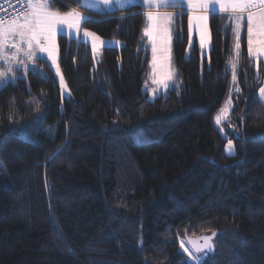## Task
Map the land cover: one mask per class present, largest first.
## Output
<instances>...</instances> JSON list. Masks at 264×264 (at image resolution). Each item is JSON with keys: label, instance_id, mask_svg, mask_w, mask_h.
I'll list each match as a JSON object with an SVG mask.
<instances>
[{"label": "trees", "instance_id": "trees-1", "mask_svg": "<svg viewBox=\"0 0 264 264\" xmlns=\"http://www.w3.org/2000/svg\"><path fill=\"white\" fill-rule=\"evenodd\" d=\"M54 7L83 11L98 21L84 29L122 46L95 64L87 44L59 35L69 98L42 59L0 89V264H192L185 235L215 231L217 250L201 264H264V59L257 66L242 39L224 136L213 116L232 76L227 15H209L208 56L196 42L187 56L188 13L162 8L179 14L172 63L182 86L150 100L147 9Z\"/></svg>", "mask_w": 264, "mask_h": 264}, {"label": "snow or ice", "instance_id": "snow-or-ice-1", "mask_svg": "<svg viewBox=\"0 0 264 264\" xmlns=\"http://www.w3.org/2000/svg\"><path fill=\"white\" fill-rule=\"evenodd\" d=\"M12 0H8L11 4ZM81 6L96 7L104 5L112 8L118 6L122 10L125 6L141 4L149 10L143 13L147 19L144 34L152 45V81L163 88L168 86V81L173 78L170 59L171 24L176 15L170 12H162L159 9L168 7H180L186 9L189 14V28L199 29V43L201 48L208 47L210 41L209 11L213 14L226 13L230 21V30L234 35L235 59L231 63L233 79L235 76L236 62L239 59L241 49V34L246 30L247 51L251 57L259 61L264 57V0H95L89 4L88 0H76ZM25 9L11 17L0 14V62L7 65L5 70H0V79L12 75L15 76L14 68L26 73L29 64L35 62L38 53H46L55 65L57 74L60 73L57 64V32L65 28L70 32L74 30L77 37L81 35V24L93 21L79 11L72 9L62 12L54 7L55 0H24ZM15 7V6H13ZM7 10L4 9V12ZM246 22V23H245ZM82 37L90 40L93 53L104 45V41L94 32L83 30ZM159 53V55H158ZM158 65L166 69L161 78H157ZM62 87H66L64 78L60 75ZM154 93L156 89L152 90ZM259 95L264 98V87L259 89ZM227 109H222L216 117L217 123L226 119ZM228 149L233 151L232 141H228ZM59 153H57L58 155ZM215 235V233L213 234ZM211 238H204V244L191 240L195 252L205 248L212 250L209 242ZM181 248L192 256L196 264L201 261L184 247Z\"/></svg>", "mask_w": 264, "mask_h": 264}, {"label": "rangeland", "instance_id": "rangeland-1", "mask_svg": "<svg viewBox=\"0 0 264 264\" xmlns=\"http://www.w3.org/2000/svg\"><path fill=\"white\" fill-rule=\"evenodd\" d=\"M88 3L89 4H94L95 3V0H88ZM78 5L81 6L80 3H78ZM135 6H139V7H142L144 9H147V11L149 10L148 8H146L145 6H142L139 3L136 4ZM81 7H83L84 9H87V10H94V11H98V12H102V13H111V12H114V11H117L118 10V6H115V5H113L112 8H108V7L104 6V5H100L99 8H96V7L90 8V7H86V6H81ZM129 7H133V6H125L123 9L129 8ZM76 10L79 11L80 13H82L84 16L88 17L87 14L84 13L83 11H80L78 9H76ZM184 10H186V9H184ZM210 14H213L212 11H209L208 15H210ZM221 14L227 15L226 13H221ZM173 23H174V19H173V22L171 24V27H172ZM225 23L226 24H230L229 19H227V22H225ZM82 24H83V22H82ZM82 24H81V35H80V37H77L76 36L74 30L70 32L68 29L65 28L63 31L58 30V32H57V38H58L59 35H64L68 39H74V40L81 41V42L87 44L89 46L91 52H92L93 60H94V63L95 64H99V63L102 62V51H103V49L105 47H108V48H120L122 46V43L120 41L116 40V39L107 40V39H103V38L100 37L102 39V41H104V45L100 49H98L95 53H93L92 48H91V44H90V40H85L82 37V33H83V30H84V28L82 27ZM146 26H147V19H146V16H145L144 28ZM208 26H209V21H208ZM144 28H143V31H142V36H143V39H144V42H145V46H146V48L150 52V63H149L150 72L148 74L147 82H145L143 84L142 91H143V93H147L148 94V97H149L150 100H154V99H157L159 97H165L168 94V92L170 90H172V89H178V88H180L182 86V83L180 82V79L177 77L178 76V73L176 72V70H175V68L173 66V63H172V39H173L172 32H171V41H170V59H171V68H172V71H173V78L170 81H168V86L166 88H163L160 85L153 83V81H152V73H153V68H152V51H151L152 45L149 42L148 37H146L145 34H144ZM188 34H189V37H188V45H187L186 55L188 56V54H189V52H190V50H191V48L193 46V43L196 42L197 43V46H198V48H199V50L201 52V56H203V57L206 56L207 57L208 54H209V51L211 50V46H212L211 35H210V41L208 43V47L201 48L200 43H199V29L198 28H193L190 31V28H189V14H188ZM243 38H245V40H246V30H245V32H242V34H241V41H242ZM246 47H247V43H246ZM241 52H242V42H241L240 55H241ZM247 53H248V51H247ZM158 55H159V53H158ZM240 55H239L238 61L236 62V67H235V76H236V79L234 80L233 79V74H232V71H231V63L235 59L234 35H233V31H232V37H231V57H230V60H229V62L227 64L229 70L231 71L232 76H231V80H230V83H229L227 92L225 94V98H224V101H223V105L215 113V115L213 116V121H214L216 127L220 130V132L224 136H226V122L228 120V115L231 112L232 107H233V97L240 91L239 80H238L239 68H240ZM248 55H249V53H248ZM249 57L253 61H255V63H256L257 66L259 64V61L264 59V57H262L259 61H257L256 59H254L250 55H249ZM39 58H41L42 60L47 61L48 64L50 65V67H51V69L53 71V74L56 77L57 83L59 85L61 97L63 99L64 98L65 99L66 98H69L70 97V91H69V88L67 86L66 80H65V78H64L61 70H60V73L57 74V72L55 70V67L56 66L52 64L51 59L47 56L46 53H38V58L35 60V62ZM35 62H34V64H36ZM57 64L59 65V49H58V43H57ZM31 65H32V63H30V67H31ZM6 67H7V65L5 63L0 62V70H5ZM59 69H60V67H59ZM14 71H15V76L9 75V76H6V77L0 79V89H2L5 85H7V83L13 82V81H15L18 78H26L27 72L29 70L26 73H24V72L19 71V70H17V69L14 68ZM165 71H166V69L164 67H161L160 65H158V68H157V78H161L165 74ZM60 75L63 76L64 82L66 84V87H62L61 86V83H60ZM9 77H10L11 80H8ZM262 87H264V74H263V78H262V86L260 88H262ZM154 88L156 89V92L155 93L152 91ZM257 97L264 104V98H261L260 97L259 90H258V93H257ZM222 109H227L228 110L227 111V114H226V119L222 118L221 121H220V123H217L216 117L221 114V110ZM232 145H233V151L230 153L229 152V149H228V141L225 143L224 153L227 156H233L235 154V152H236L235 146H234V143L233 142H232ZM184 247L185 248H188L185 244H184ZM181 250L184 252V250L182 248H181ZM189 251H190V249H189ZM184 253L188 255V253H186V252H184ZM190 257H191L190 262L192 264H196V262L193 259V257L192 256H190Z\"/></svg>", "mask_w": 264, "mask_h": 264}, {"label": "water", "instance_id": "water-1", "mask_svg": "<svg viewBox=\"0 0 264 264\" xmlns=\"http://www.w3.org/2000/svg\"><path fill=\"white\" fill-rule=\"evenodd\" d=\"M215 233V235H213ZM224 232H218V231H215V232H212V233H208V234H202L200 236H197V237H189L187 235H185L184 237V241H185V244L186 246L190 249L191 252L194 253V255L196 257H201V256H213L217 250L216 248V240L218 238L219 235L223 234ZM206 237H209L211 238L210 239V243L212 245V250L211 251H208L206 248L200 252H195V249L193 247V245L191 243H189V241L191 240H195V241H198L200 245H203L204 244V238Z\"/></svg>", "mask_w": 264, "mask_h": 264}, {"label": "built area", "instance_id": "built-area-1", "mask_svg": "<svg viewBox=\"0 0 264 264\" xmlns=\"http://www.w3.org/2000/svg\"><path fill=\"white\" fill-rule=\"evenodd\" d=\"M4 9H6L7 11L4 12ZM24 9V0H12L11 4L8 3V0H0V14L7 15L8 17H11Z\"/></svg>", "mask_w": 264, "mask_h": 264}, {"label": "crops", "instance_id": "crops-1", "mask_svg": "<svg viewBox=\"0 0 264 264\" xmlns=\"http://www.w3.org/2000/svg\"><path fill=\"white\" fill-rule=\"evenodd\" d=\"M76 10V9H75ZM160 11H162V12H170V13H173V14H175V12L174 11H167V10H162V8L161 9H159ZM39 59H41V58H39ZM31 67H30V64H29V69H30ZM8 80H11L10 79V77L8 78Z\"/></svg>", "mask_w": 264, "mask_h": 264}]
</instances>
